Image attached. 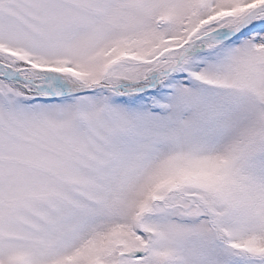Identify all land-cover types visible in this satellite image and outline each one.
I'll return each instance as SVG.
<instances>
[{"label": "snow or ice", "instance_id": "1", "mask_svg": "<svg viewBox=\"0 0 264 264\" xmlns=\"http://www.w3.org/2000/svg\"><path fill=\"white\" fill-rule=\"evenodd\" d=\"M0 264H264V0H0Z\"/></svg>", "mask_w": 264, "mask_h": 264}]
</instances>
